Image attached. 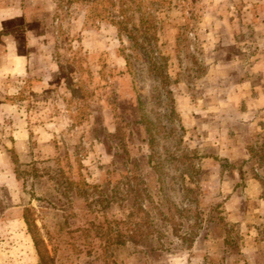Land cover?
<instances>
[{
    "label": "rangeland",
    "instance_id": "1",
    "mask_svg": "<svg viewBox=\"0 0 264 264\" xmlns=\"http://www.w3.org/2000/svg\"><path fill=\"white\" fill-rule=\"evenodd\" d=\"M262 94L264 0H0V264H264Z\"/></svg>",
    "mask_w": 264,
    "mask_h": 264
},
{
    "label": "crops",
    "instance_id": "2",
    "mask_svg": "<svg viewBox=\"0 0 264 264\" xmlns=\"http://www.w3.org/2000/svg\"><path fill=\"white\" fill-rule=\"evenodd\" d=\"M21 58V59H20ZM20 62L24 61L25 62V65H22V63L19 62V60L17 62H19L18 66H19V69L22 68V67H26V65L28 64V58L27 56L26 57H20ZM27 61V62H26ZM262 97V98H260ZM260 100V101H258ZM257 101L259 104H257V108H263L264 107V103H261V102H264V94L260 95L258 98H257ZM263 132H264V128H262Z\"/></svg>",
    "mask_w": 264,
    "mask_h": 264
},
{
    "label": "trees",
    "instance_id": "3",
    "mask_svg": "<svg viewBox=\"0 0 264 264\" xmlns=\"http://www.w3.org/2000/svg\"><path fill=\"white\" fill-rule=\"evenodd\" d=\"M36 246H37V249H39V242L36 241ZM39 255L41 257V263L44 262V257H43V253L42 251L39 249Z\"/></svg>",
    "mask_w": 264,
    "mask_h": 264
}]
</instances>
